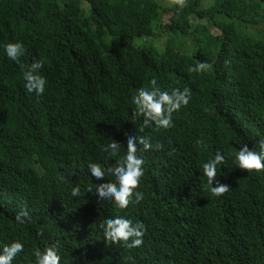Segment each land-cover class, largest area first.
<instances>
[{
    "label": "trees",
    "instance_id": "trees-1",
    "mask_svg": "<svg viewBox=\"0 0 264 264\" xmlns=\"http://www.w3.org/2000/svg\"><path fill=\"white\" fill-rule=\"evenodd\" d=\"M211 1L0 0V246L26 242L16 264L56 242L61 264H264V171L239 169L229 155L264 137V0ZM167 32L164 46L146 41ZM14 40L25 46L21 63L2 47ZM35 59L45 62L40 95L23 80ZM200 61L206 71H189ZM153 77L190 87L192 98L172 127L140 133L154 145L143 152L144 196L118 210L87 192L114 180L92 178L87 164L112 166L102 150L112 138L126 152L141 122L131 98ZM217 149L227 156L222 197L203 189L198 168ZM116 214L146 225L143 245H108L99 225Z\"/></svg>",
    "mask_w": 264,
    "mask_h": 264
},
{
    "label": "clouds",
    "instance_id": "clouds-1",
    "mask_svg": "<svg viewBox=\"0 0 264 264\" xmlns=\"http://www.w3.org/2000/svg\"><path fill=\"white\" fill-rule=\"evenodd\" d=\"M179 9L186 6V0H175ZM178 9V10H179ZM7 57L10 60L21 63V57L25 53L23 41L14 40L2 45ZM43 59H35L23 72L24 86L27 92L43 94L47 85V77L41 73L44 67ZM227 63V61H226ZM209 68L207 61H200L191 66L189 71L204 72ZM150 87H142L131 98L133 108L132 119L140 118L138 131L135 135H129L127 139V150L122 154L119 141L112 138L103 147L107 157L113 158L112 166L105 167L102 163L89 161L87 164L91 177L97 180H104L111 175L114 180L108 183H95L88 185L87 192L93 191L100 200H106L113 204L118 210H125L130 203L139 202L143 199L144 193L139 190L142 177L145 174V159L143 152L154 147L152 137L144 133L145 129H168L173 126V114L187 106L192 98L190 87L164 88L158 84L155 77L150 80ZM139 142V154H138ZM198 145L207 147L203 139L197 140ZM163 147L157 142L155 148ZM235 165L242 170L264 171V137H259L249 143H241L238 150L229 153ZM225 151L217 149L214 156L207 159L198 167L205 177L202 180V187L213 197H222L229 191L230 185L221 182L218 178V171L226 162ZM81 194V187L76 184L71 189V195L77 197ZM27 213H18L17 220H23ZM103 237L108 245L115 244L125 248H136L143 245L144 235L147 227L142 221H134L131 217L122 214L112 215L101 221L99 225ZM26 242L23 239H13L10 243L0 246V264H16L18 254L24 252ZM33 264H61L63 253L58 242L46 245L43 249L33 248Z\"/></svg>",
    "mask_w": 264,
    "mask_h": 264
},
{
    "label": "rangeland",
    "instance_id": "rangeland-1",
    "mask_svg": "<svg viewBox=\"0 0 264 264\" xmlns=\"http://www.w3.org/2000/svg\"><path fill=\"white\" fill-rule=\"evenodd\" d=\"M159 3L163 6H171L175 3V0H158ZM211 0H205L204 2V5H209L211 4ZM82 6L86 9V11L88 12L89 11V6H88V3L87 2H82ZM193 21H197L195 18H193ZM262 28H264V25H262ZM216 32V31H215ZM164 39H161L162 42L159 40V38L157 36H155L154 34L152 35V37H148V39H146V41H149V43H152V44H155V45H158V46H164L167 41H168V38H169V33L167 32V34H164ZM182 44H185V45H192L191 49H187L188 51H184L185 53H188V54H192L193 53V44H191L192 40L191 39H181ZM139 43L140 44H144V40H139ZM176 43V47L180 48L178 42H175ZM188 48V47H187Z\"/></svg>",
    "mask_w": 264,
    "mask_h": 264
}]
</instances>
